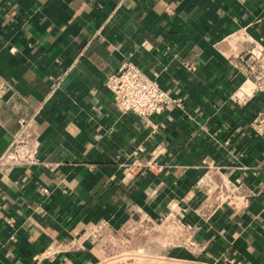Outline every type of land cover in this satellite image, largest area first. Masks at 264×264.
Masks as SVG:
<instances>
[{"label":"crops","instance_id":"crops-1","mask_svg":"<svg viewBox=\"0 0 264 264\" xmlns=\"http://www.w3.org/2000/svg\"><path fill=\"white\" fill-rule=\"evenodd\" d=\"M239 28L264 37V0H0V154L32 118L49 162L0 169V264L101 263L90 226L120 229L136 208L157 217L173 199L193 209L204 159L243 178L248 204L189 214L202 249L173 255L264 264V136L249 129L264 97L247 81ZM127 58L181 98L152 125L123 114L106 86ZM140 144L165 169L125 180L120 164Z\"/></svg>","mask_w":264,"mask_h":264},{"label":"built area","instance_id":"built-area-1","mask_svg":"<svg viewBox=\"0 0 264 264\" xmlns=\"http://www.w3.org/2000/svg\"><path fill=\"white\" fill-rule=\"evenodd\" d=\"M232 36L250 42L247 50L239 58L247 72V81L253 84L256 92L264 97V37L255 38L245 28L235 30ZM106 86L112 92L118 109L123 113H134L140 116L148 125H152L153 118L163 113L168 103L180 105L181 98L169 94L160 84L157 77L150 76L134 60L127 58L112 73L109 74ZM59 87V82L51 85L50 96ZM0 88V95L4 92ZM248 92L245 88L235 91L231 98L239 103L246 100ZM43 106H39L40 111ZM252 133L264 136V102L255 119L249 125ZM37 131L34 120L21 122L20 130L15 134L10 146L0 154V169L8 166H48L49 162L41 159L39 146L36 142ZM146 153L143 144L131 151L125 162L120 164L125 180H134L150 173H160L165 169V163L159 160L158 149L153 150L148 159L142 156ZM204 173L197 186L201 191V203L191 209L179 202L171 200L167 208L157 217L136 208L127 223L120 229L103 218L90 226L89 234L92 239H102L106 252L105 260L114 247L126 245L129 234L134 239L148 235V239L156 241L164 254L172 255V250L185 249L193 253L200 252L202 245L195 239V226L187 220L189 214L199 218L209 219L221 207L230 206L240 208L248 204L250 192L242 177H231L223 171V166L214 161L203 160ZM192 216V215H191ZM176 260L188 261L173 255ZM99 263V264H101ZM202 263V262H201ZM202 264H217L207 263Z\"/></svg>","mask_w":264,"mask_h":264},{"label":"rangeland","instance_id":"rangeland-1","mask_svg":"<svg viewBox=\"0 0 264 264\" xmlns=\"http://www.w3.org/2000/svg\"><path fill=\"white\" fill-rule=\"evenodd\" d=\"M129 234L126 245L114 247L109 253L108 259L101 264H202L193 261H179L172 255L164 254L163 249L157 246L156 241L143 235L140 239H134Z\"/></svg>","mask_w":264,"mask_h":264}]
</instances>
